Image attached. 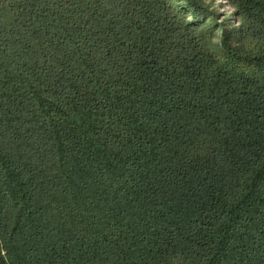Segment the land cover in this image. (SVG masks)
<instances>
[{
  "label": "trees",
  "instance_id": "16d2710c",
  "mask_svg": "<svg viewBox=\"0 0 264 264\" xmlns=\"http://www.w3.org/2000/svg\"><path fill=\"white\" fill-rule=\"evenodd\" d=\"M228 2L0 0V264H264V0Z\"/></svg>",
  "mask_w": 264,
  "mask_h": 264
},
{
  "label": "rangeland",
  "instance_id": "374dc122",
  "mask_svg": "<svg viewBox=\"0 0 264 264\" xmlns=\"http://www.w3.org/2000/svg\"><path fill=\"white\" fill-rule=\"evenodd\" d=\"M205 4L209 5L210 9L216 14L215 18L218 24H221L222 28L228 29L236 27V17L234 15V9L228 0H203ZM221 29L215 32L214 40L217 41L220 37Z\"/></svg>",
  "mask_w": 264,
  "mask_h": 264
}]
</instances>
